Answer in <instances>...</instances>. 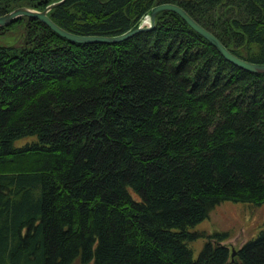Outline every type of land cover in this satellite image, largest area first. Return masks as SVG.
Returning <instances> with one entry per match:
<instances>
[{"label": "trees", "instance_id": "16d2710c", "mask_svg": "<svg viewBox=\"0 0 264 264\" xmlns=\"http://www.w3.org/2000/svg\"><path fill=\"white\" fill-rule=\"evenodd\" d=\"M49 1L0 0V12ZM159 1L47 13L110 34ZM172 1L264 61V0ZM225 199L264 201V71L168 8L115 41L71 40L26 14L0 24V264H264V218L232 255L225 231L193 227Z\"/></svg>", "mask_w": 264, "mask_h": 264}, {"label": "water", "instance_id": "95a60500", "mask_svg": "<svg viewBox=\"0 0 264 264\" xmlns=\"http://www.w3.org/2000/svg\"><path fill=\"white\" fill-rule=\"evenodd\" d=\"M61 0H51L41 8L25 4L16 5L8 10L0 12V24H4L18 14H26L39 18L57 33L75 41H115L134 33L139 29L150 28L154 24L155 13L164 8L177 12L194 30L202 34L226 59L232 63L252 71H264V61L244 58L231 51L220 38L205 25L194 18L181 4L172 0H162L149 5L127 28L116 33H79L71 31L55 22L47 13V9ZM235 251L231 247L230 255Z\"/></svg>", "mask_w": 264, "mask_h": 264}, {"label": "rangeland", "instance_id": "374dc122", "mask_svg": "<svg viewBox=\"0 0 264 264\" xmlns=\"http://www.w3.org/2000/svg\"><path fill=\"white\" fill-rule=\"evenodd\" d=\"M23 140L24 137H17L14 142L20 143ZM263 218L264 201L253 204L248 201L225 199L214 204L207 216L197 221L193 227L204 232L221 229L226 232V235L217 241L226 243L229 248H235L257 230ZM205 238L206 235H198L187 242L193 256Z\"/></svg>", "mask_w": 264, "mask_h": 264}]
</instances>
